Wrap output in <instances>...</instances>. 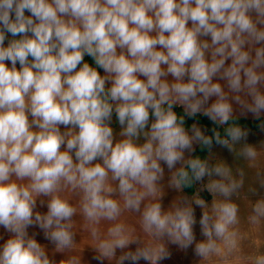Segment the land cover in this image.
I'll return each instance as SVG.
<instances>
[{"label":"clouds","instance_id":"9594fccd","mask_svg":"<svg viewBox=\"0 0 264 264\" xmlns=\"http://www.w3.org/2000/svg\"><path fill=\"white\" fill-rule=\"evenodd\" d=\"M237 109L264 114V0H0V264H57L37 237L73 251L78 213L97 264H157L166 243L221 264H264L259 247L242 248L231 198L243 172L237 180L224 163L185 159L196 143L234 150L249 134L233 124L227 138L207 136L185 117L225 125ZM239 155L254 162L258 152L245 143ZM165 167L169 187L208 177L219 199L165 210ZM126 211L140 213L143 246L120 220ZM247 220L260 225L264 199ZM102 221L112 222L106 232Z\"/></svg>","mask_w":264,"mask_h":264},{"label":"rangeland","instance_id":"374dc122","mask_svg":"<svg viewBox=\"0 0 264 264\" xmlns=\"http://www.w3.org/2000/svg\"><path fill=\"white\" fill-rule=\"evenodd\" d=\"M101 74H103L101 70ZM236 116H241L248 119H255V117L251 113L241 114V111L237 109L234 113ZM261 116H264L262 114ZM115 119V117H114ZM197 127H199L204 134L206 133V127L199 124L194 123ZM116 132L118 133L120 128L118 124H113ZM243 130H246L249 134L245 141H241L236 143L233 148L234 150H229L228 147L216 144L212 147L211 151L208 154L207 161L210 165H215L218 163H224L231 170L233 177L237 180L241 179L240 171L243 172V185L240 189H238L237 193L232 196V202L236 203L239 207V217H240V228L241 231L248 234V238L242 242L243 252L245 254H250L254 252L257 247L261 251H264V220L261 221L260 225L253 226L248 223L247 218L252 214V206L260 199H264V129L260 130H251L249 128L241 127ZM250 144L254 146L258 152V157L256 161H249L242 155H239L241 148L244 144ZM199 143L193 145L195 149ZM191 153H185V159H189ZM182 165L177 164L176 169H179ZM175 171V169H173ZM172 172H170L165 167V176L162 184V204L165 210H168L172 204L179 202L182 199H186L188 201H193L195 198H202V194L206 193L209 198L205 200L206 204H208L209 208L211 207L214 199H219V197H214L212 193H210L206 189V185L208 183V177H205L203 181L196 182V193L194 195H187L183 188L180 190L169 187V180L171 179ZM213 179H218V177H212ZM195 207L196 219L199 221L200 216L202 214V209L199 207ZM143 208V205H142ZM46 209H41V211H45ZM74 220L76 222V244L77 247L73 251L64 252V253H54L52 250V245L48 244L46 240H44L43 236L40 235L37 237V240L42 245H46L49 249V255L54 256L57 264H59L60 260L67 259L69 256H78L80 258V264H97L92 257L96 254L93 246L92 237L89 229L86 227V222L83 219V216L78 213ZM121 221H123L130 228L135 229L134 235L139 237L140 244L139 246H143L146 244L150 237L143 232L140 225V213L133 211H126L122 214ZM112 222L102 221L101 229L103 232H106L107 228L111 226ZM0 232H3V229L0 228ZM197 240L203 239L200 235L199 224L195 227ZM166 243V242H165ZM137 245H133V250ZM166 247L170 253L168 259L163 261H158L157 264H221V261L218 257L213 256L209 260H204L202 258L195 257L192 254L191 250H183L176 245H172L166 243ZM120 255V251H117V258ZM104 264H116V259L114 258L111 261L105 260ZM128 264V262H125ZM139 264H151L150 261L141 260Z\"/></svg>","mask_w":264,"mask_h":264},{"label":"trees","instance_id":"16d2710c","mask_svg":"<svg viewBox=\"0 0 264 264\" xmlns=\"http://www.w3.org/2000/svg\"><path fill=\"white\" fill-rule=\"evenodd\" d=\"M85 60H86V62L93 64V61L91 60L90 57H85ZM174 110L177 112L178 115H183V109L181 107L177 106ZM194 123H199V124L205 126L206 127L205 135H207V136H213L212 129L215 128L216 131H218L220 133L222 138H227L225 136V129L227 127H229L230 125H233V124L238 125L239 127L249 128L251 130H260L261 128L264 129V127H262V125H264V116H260L259 119L255 118V119L251 120L248 118H244L241 116L234 115L233 119L230 120L229 123L225 124V125L213 124L212 122L209 121V119L207 117H204L203 115H197L194 118L185 117L186 128L190 129ZM214 145H216L215 140L213 141L212 147ZM212 147H211V149H212ZM211 149H209V148H207L201 144H198L196 146V148L194 149V151L192 152L189 159L200 158L201 160H206ZM183 191L187 195H191V196L194 195L196 193V182L191 183L190 186H184ZM202 197L205 200H208V198H209V196L206 193H203Z\"/></svg>","mask_w":264,"mask_h":264}]
</instances>
